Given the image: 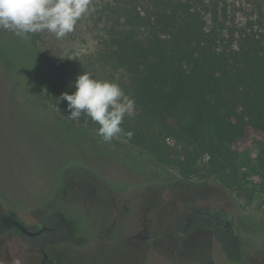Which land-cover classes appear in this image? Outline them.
Returning <instances> with one entry per match:
<instances>
[{
	"label": "rangeland",
	"instance_id": "obj_1",
	"mask_svg": "<svg viewBox=\"0 0 264 264\" xmlns=\"http://www.w3.org/2000/svg\"><path fill=\"white\" fill-rule=\"evenodd\" d=\"M225 2L227 25L264 31V0ZM102 27L88 15L63 39L45 31L31 34L28 40L43 56L41 68L64 64L73 84L87 72L93 79L118 84L128 96L126 75L106 57ZM30 53L19 36L0 29V210L16 212L30 226L53 209L73 216L78 222L77 235L85 238V243L48 247V255L61 264H232L209 235L210 230L203 227L195 229L197 237L188 239L186 246H177L175 253L169 254L173 259L161 256L160 246L167 239L158 247L146 242L149 250L139 254L136 245L142 241L119 238L123 221L115 230L109 229L114 223L110 201L114 197L116 203L132 198L142 206H157L151 217L158 225L187 216L200 206L223 212L230 217L241 242L242 259L234 264H264V192L243 201L222 189L212 177L184 179L178 170L157 164L149 154L124 140L105 143L94 127L56 119L57 112L35 94L29 74L36 65L27 59ZM124 121L144 133L160 131L136 109ZM159 141L165 155L184 158L183 144L162 136ZM262 145L264 142H253L240 152L237 164L241 172L254 176L256 153ZM11 238L15 243H10V248H24L15 236ZM15 253L11 249L12 259ZM22 253L24 260L20 258L19 263L28 264L27 255Z\"/></svg>",
	"mask_w": 264,
	"mask_h": 264
},
{
	"label": "trees",
	"instance_id": "obj_2",
	"mask_svg": "<svg viewBox=\"0 0 264 264\" xmlns=\"http://www.w3.org/2000/svg\"><path fill=\"white\" fill-rule=\"evenodd\" d=\"M92 3L95 12L89 16L103 24L106 57L126 75L135 109L160 129L144 133L123 121L121 127L133 136L120 139L157 164L178 170L184 179L212 177L243 201L264 192V145L257 150L253 177L237 164L243 149L264 142V31L227 25L225 0ZM19 38L31 51L27 59L36 65L29 75L41 102L57 112L56 119L98 131L99 125L89 117L68 118L67 101L60 97L74 93L75 87L66 66L41 68L43 56L31 41ZM160 136L183 144L184 158L165 155ZM43 222L50 232L41 234L42 246L85 243L77 235V220L64 212L55 210ZM214 232L225 259L240 262V239L226 231Z\"/></svg>",
	"mask_w": 264,
	"mask_h": 264
},
{
	"label": "clouds",
	"instance_id": "obj_3",
	"mask_svg": "<svg viewBox=\"0 0 264 264\" xmlns=\"http://www.w3.org/2000/svg\"><path fill=\"white\" fill-rule=\"evenodd\" d=\"M94 12L92 0H0V29L22 39L46 31L59 40L72 33L82 17ZM74 87V93L65 92L60 97L67 101L69 119L89 117L99 125L97 135L105 143L122 135L129 139L133 136L121 125L125 116L134 115L135 101L118 84L93 79L84 72L76 78Z\"/></svg>",
	"mask_w": 264,
	"mask_h": 264
},
{
	"label": "flooded vegetation",
	"instance_id": "obj_4",
	"mask_svg": "<svg viewBox=\"0 0 264 264\" xmlns=\"http://www.w3.org/2000/svg\"><path fill=\"white\" fill-rule=\"evenodd\" d=\"M114 200V197H112V199L110 200L112 203L111 219H113L114 223L110 226L109 229L115 230L116 226L118 228L120 223L123 221L125 227L122 230V233L119 235V238L121 240L136 239L140 241V243L142 241V244L136 245V251L139 254H144V251L149 250V247L146 245L147 243L150 242V244L158 247L160 246L161 240L167 239V241L164 242L162 246H160L163 248V255L161 254V256L164 259L170 260L173 258H170L169 254L173 255L177 246L178 248L186 246L185 243H187V241L197 237L198 232L195 231L197 227H203L204 229L210 230L209 235L213 236L215 240V230L228 232L227 229L230 228V226L224 225L225 222L229 223V221H231L230 217H228V215L223 212L213 211V209L209 206L196 207L192 211H189L187 216H178V219H175V217H171L172 220H169L167 218L168 221H162V224H159V226L157 222L155 224L153 218L151 217L154 208H156L157 206L153 204L142 206L138 201L132 198H128L127 201L124 200L125 202L120 200V202L118 203H116ZM55 210L62 211L66 215L73 217L62 209H53L49 214H51ZM8 213L15 214L22 221V223L27 226L28 230L34 233H36L40 228L46 227L43 221L49 216L48 214L42 221H35L30 226L27 221L23 219L22 216H19L16 212H3L0 210V215ZM112 213L114 214V216L112 215ZM180 213L182 212H179V214ZM47 232H50V230L41 231L38 232V234L31 236L18 234L13 227L3 231L0 234V255L2 264H17V262L21 261L20 258H22L23 255L22 251H24L28 256H26L25 260L28 261V264H61L57 258L46 253V248L54 247L57 245L42 246L40 244L41 234ZM13 236H15L23 243L24 248L19 247L17 250V247L14 249L9 247L10 243H15L11 238ZM144 241L145 246L143 247L142 245ZM171 246L173 247L170 250ZM11 249L12 251H17V253H15V258L13 259L10 257ZM22 259L24 260V258ZM202 264L214 263L207 262Z\"/></svg>",
	"mask_w": 264,
	"mask_h": 264
},
{
	"label": "water",
	"instance_id": "obj_5",
	"mask_svg": "<svg viewBox=\"0 0 264 264\" xmlns=\"http://www.w3.org/2000/svg\"><path fill=\"white\" fill-rule=\"evenodd\" d=\"M224 225L230 226V228H228L227 231L233 234L234 236H237L232 228L231 221H229V223L225 222ZM11 227H13L18 234L31 235V236L36 235L38 234V232L41 231L50 230V228L42 227L36 233H34L29 231L27 226L24 223H22V221L15 214L8 213V214L0 215V234L5 230L10 229Z\"/></svg>",
	"mask_w": 264,
	"mask_h": 264
}]
</instances>
